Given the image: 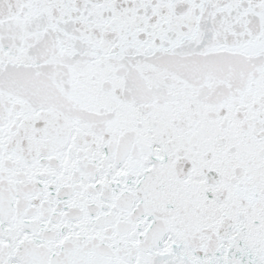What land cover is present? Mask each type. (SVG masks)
I'll return each mask as SVG.
<instances>
[{
  "label": "snow or ice",
  "instance_id": "obj_1",
  "mask_svg": "<svg viewBox=\"0 0 264 264\" xmlns=\"http://www.w3.org/2000/svg\"><path fill=\"white\" fill-rule=\"evenodd\" d=\"M0 264H264V0H0Z\"/></svg>",
  "mask_w": 264,
  "mask_h": 264
}]
</instances>
